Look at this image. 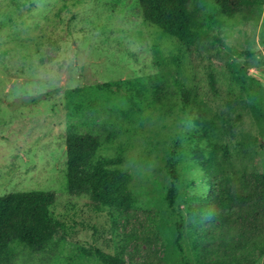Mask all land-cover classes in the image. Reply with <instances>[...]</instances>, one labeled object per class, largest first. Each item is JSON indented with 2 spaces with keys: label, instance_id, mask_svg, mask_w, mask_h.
<instances>
[{
  "label": "rangeland",
  "instance_id": "rangeland-1",
  "mask_svg": "<svg viewBox=\"0 0 264 264\" xmlns=\"http://www.w3.org/2000/svg\"><path fill=\"white\" fill-rule=\"evenodd\" d=\"M197 1L204 4L209 36L205 46L190 48L147 21L139 0H0V195L53 189L54 210L69 226L66 237L58 233L45 250L14 243V264H104L96 247L121 249L129 263L157 254L163 264H183L164 199L174 137L183 139L181 162L187 164L181 195H219L189 163L195 115L230 151L224 185L252 194L227 220L207 222L212 239L224 222L231 233L221 252L212 240L201 258L204 264H264V186H249L245 178L264 174V6L230 18L213 1ZM118 80L151 89L133 100L126 87L110 92L96 85ZM77 87L82 90L74 92ZM156 88L167 93L163 103ZM181 92L188 96L185 111ZM76 130L99 133L98 153L120 156L131 173L135 207L129 216L114 214L116 240L100 213L89 209V196L68 192L66 139ZM190 237L188 251L198 264Z\"/></svg>",
  "mask_w": 264,
  "mask_h": 264
},
{
  "label": "trees",
  "instance_id": "trees-1",
  "mask_svg": "<svg viewBox=\"0 0 264 264\" xmlns=\"http://www.w3.org/2000/svg\"><path fill=\"white\" fill-rule=\"evenodd\" d=\"M211 1L217 5L222 16L230 18L241 11L253 14L264 6V0ZM139 3L147 21L175 36L181 44L190 48L206 45L204 39L209 36V32L205 29L203 19L204 4L197 0H139ZM215 21L218 27L223 25L222 19ZM214 41L221 42V37L215 36ZM96 85L110 92H121L126 87L128 96L133 100L144 99L151 89L145 83L134 80L103 81L97 82ZM81 90V87H77L74 92ZM156 90V99L163 103L167 99L166 91L162 88ZM179 105L183 111L188 109V96L184 92H181ZM193 119L195 133L192 137L189 163L198 167L197 170L202 172L207 186L218 189L219 195L213 196L208 192H186L181 195L179 183L185 175L187 164L181 162L183 139L176 136L169 145L165 162L170 184L164 199L171 217L174 218V245L182 263L193 264L188 251V235L191 232L193 249L199 257L198 264H204L201 256L212 245V240L217 251L221 252L231 233L230 223L224 222L222 234L212 239L208 233L210 226L207 222L227 220L226 216L252 194L248 191L237 193L224 185L223 161L230 158V151L226 146L211 139L208 130L201 126L200 115H195ZM102 143V136L92 131L76 130L67 136V187L71 195L89 196V209L100 213L99 216L109 225L111 240H116L115 219L119 215H131L135 200L129 187L131 173L122 167L120 156L105 157L98 153ZM88 163L91 164V169L86 167ZM245 178L249 186H264L262 173L246 174ZM194 183L195 179L192 178L191 184ZM57 198V192L53 189H30L0 195V264H14L12 245L16 242L23 243L32 250H45L58 233L61 232L62 237H66L69 226L54 210ZM115 243L117 246V242ZM95 254L104 264H135L126 260L121 249L107 252L96 247ZM142 264L163 263L159 255L148 254Z\"/></svg>",
  "mask_w": 264,
  "mask_h": 264
}]
</instances>
